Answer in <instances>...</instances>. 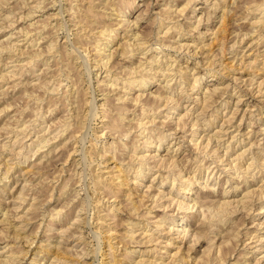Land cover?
Masks as SVG:
<instances>
[{"label":"rangeland","instance_id":"374dc122","mask_svg":"<svg viewBox=\"0 0 264 264\" xmlns=\"http://www.w3.org/2000/svg\"><path fill=\"white\" fill-rule=\"evenodd\" d=\"M0 1V261L264 264V0Z\"/></svg>","mask_w":264,"mask_h":264},{"label":"bare ground","instance_id":"6f19581e","mask_svg":"<svg viewBox=\"0 0 264 264\" xmlns=\"http://www.w3.org/2000/svg\"><path fill=\"white\" fill-rule=\"evenodd\" d=\"M189 1H190V0H189ZM0 2H2V1H0ZM3 2H4V1H3ZM82 2H83V1H82ZM104 2H105V1H104ZM212 5L215 6V7H217V6L220 5V4L217 3V2H214ZM215 7H214V8H215ZM219 7H220V6H219ZM221 7H222V6H221ZM1 8H2V7H1ZM44 8H45V7H44ZM48 8H49V7H48ZM212 8H213V7H212ZM214 8H213V9H214ZM106 9H107V8H106ZM169 10H170V9H169ZM75 11H76V10H75ZM213 14H214V13H213ZM91 16H92V15H91ZM34 17H35V16H34ZM26 18H27V17H26ZM36 22H37V21H36ZM197 22H198V21H197ZM18 23H19V22H18ZM33 24H35V23H33ZM37 24H38V23H37ZM134 24H135V23H133V25H134ZM200 24H201V22H200ZM13 26H14V25H13ZM31 26H32V25H31ZM35 26H36V25H35ZM27 27H28V26H27ZM32 27H33V26H32ZM131 27H132V25H131ZM193 28H194V27H193ZM86 30H88V29H86ZM112 31H113V30H112ZM167 32H168V31H167ZM23 33H24V32H23ZM103 33H104V32H103ZM105 33H106V32H105ZM109 33H111V32H109ZM27 34H28V33H27ZM97 34H98V33H97ZM14 35H15V34H14ZM110 35H111V34H110ZM156 35H157V34H156ZM101 36H102V35H101ZM132 36H133V37H131V38H134V39L136 40V38H135V37H136L135 34L132 35ZM106 37H107V35H106ZM110 37H112V36H110ZM110 37H109V38H110ZM157 37H158V36H157ZM100 38H101V37H100ZM108 40H109V39H108ZM136 41H138V39H137ZM136 41H135V42H136ZM133 42H134V41H132V43H133ZM138 42H139V41H138ZM221 42H223V41L221 40ZM140 43H141V42H140ZM99 44H100V43H98V45H99ZM134 44H135V43H134ZM136 44H139V43L136 42ZM144 44H145V43H144ZM99 46H101V45H99ZM129 46H130V45H129ZM133 46H134V45H133ZM140 46H141L140 44H139L138 46L135 45L136 48L134 47L133 49H136V51H137V50H138V51H142V50H144V49H142ZM142 46H144V45H142ZM182 46H183V45H182ZM220 46H221V45H220ZM51 47H52V45H51ZM139 47H140L142 50H140ZM145 47H146V45H145ZM221 47H222V46H221ZM221 47H220V48H221ZM128 48H130V47H128ZM220 48H219V49H220ZM223 48H224V47H223ZM131 49H132V47H131ZM133 49H132V50H133ZM10 50H11V49H10ZM132 50L129 51V52H131V53L133 54ZM180 50H181V49H180ZM223 50H224V49H223ZM16 51H17V50H16ZM26 51H27V50H26ZM22 52H23V51H22ZM129 52H128V53H129ZM136 53H137V52H136ZM14 54H15V53H14ZM139 54H140V53H139ZM128 55H129V54H128ZM144 55H145V54H144ZM130 56H134V55H131V54H130ZM37 57H38V56H37ZM125 57H127V56H125ZM125 57H124V58H125ZM142 57H143V55H142ZM144 57H145V56H144ZM133 58H134V57H133ZM126 59H127V58H126ZM128 59H129V58H128ZM130 59H132V58H130ZM139 59L141 60V58H139ZM138 61H139V60H138ZM143 61H144V60H143ZM146 61H147V60H146ZM150 61L152 62V58H151ZM150 61H147V62H150ZM105 62H106V61H105ZM108 62H109V61H108ZM108 62H107V63H108ZM128 62H129V61H128ZM131 62H132V60H131ZM151 62H150V63H151ZM29 63H30V62H29ZM132 63H133V62H132ZM139 63H144V62L141 61V62H139ZM146 64H147V63H146ZM138 65H139V64H138ZM138 65H136V66H138ZM22 66H23V65H22ZM140 66H141V65H140ZM131 67H132V66H131ZM123 68H124V67H123ZM125 68H126V67H125ZM127 68H128V67H127ZM137 68H139V67H137ZM140 68H141V67H140ZM142 68H143V67H142ZM134 69H135V68H134ZM134 69L132 68L133 71H134ZM143 69H144V68H143ZM146 69H147V68H146ZM146 69H145V70H146ZM152 69H153V68H152ZM155 69H156V68H155ZM167 69H168V68H167ZM129 70H130V69H129ZM139 70H140V69H139ZM139 70H138V69L136 70L137 75H138V71H139ZM141 70H142V69H141ZM126 71H127V70H126ZM130 71H131V70H130ZM133 71H131V72L129 73L130 76L128 75L127 77H133L132 75L136 74V73L133 72ZM165 71H166V70H165ZM168 71H169V70H168ZM140 72H141V71H140ZM145 72H146V71H145ZM150 72H151V70H150ZM141 73H142V72H141ZM141 73H140V74H141ZM153 73H155V72H153ZM165 75H166V74H165ZM135 76H136V75H135ZM141 76H142V75H141ZM14 77H15V76H14ZM105 77H106V76H105ZM124 77H125V76H124ZM139 77H140V76H139ZM155 77H156V76H155ZM166 77H167V76H166ZM108 78H109V77H108ZM125 78H126V77H125ZM136 78H137V77H136ZM109 79H110V78H109ZM140 79H142V78H140ZM121 80H122V78H121ZM237 80H238V79H237ZM141 81H142V80H140V82H139L138 79H137V80L135 79V77L132 78V79H128V80H127V78H126L125 82H122V83H120L119 79H113L112 82L115 83V84L112 83V84H111V87H112V88L115 87V89L117 90V86L122 85V87L119 88L118 91H119V92H123V89H124V88L132 89V88H134V86H136V87L138 88L139 86H141V85L143 84ZM194 81H195V83H196L198 80L195 79ZM109 84H110V83H109ZM140 84H141V85H140ZM142 86H143V85H142ZM142 86H141V87H142ZM194 86H195V84H194ZM259 86H260V84H259ZM164 87H165V86H164ZM166 87H167V86H166ZM260 87H261V86H260ZM140 89H141V88H140ZM167 89H168V88H167ZM257 90H258V89H257ZM211 91H212V90H211ZM216 91H217V90H216ZM166 92H167V91H166ZM207 92H208V91H206V93H207ZM263 93H264V92H263ZM123 94H124V93H123ZM123 94H122V95H123ZM221 94H222V93H221ZM116 97H117V96H116ZM137 97H138V96H137ZM167 97H168V96H167ZM118 98H119L118 100H120V97H118ZM159 98H161V97H159ZM169 98H170V97H169ZM169 98H168V99H169ZM206 98H207V97H206ZM125 99H127V98H125ZM104 101H105V100H104ZM124 101H125V100H124ZM169 101H171V100L169 99ZM120 102H121V100H120ZM136 102H137V101H136ZM172 103H173V101H172ZM175 103H176V102H175ZM177 105H178V103H177ZM118 108H119V107H118ZM121 109H122V108H121ZM142 109H143V108H142ZM142 109H141V110H142ZM237 109H238V108H237ZM237 109H236V110H237ZM123 110H124V109H123ZM141 110H140V111H141ZM245 110H246V109H245ZM142 111H144V109H143ZM236 112H237V111H236ZM141 115H142V114H141ZM143 115H144V113H143ZM232 115L234 116V115H235V112H233ZM154 116H155V115H154ZM117 119H118V118H117ZM151 119H152V118H151ZM226 119H227V118H226ZM115 121H116V120H115ZM115 121H114V122H115ZM208 121H209V120H208ZM117 122H118V121H117ZM146 123H147V122H146ZM149 123H150V124L153 123V120H151L150 122H148V124H149ZM114 125H115V124H114ZM139 126L142 127L141 130H139V135L141 136V135L144 134L145 130L147 131V129H143L144 126H145V123H144V124H143V123H138V127H139ZM193 127H194V126H193ZM176 128H177V127H176ZM67 130H68V129H67ZM140 131H141V132H140ZM171 132H172V131H171ZM150 133H151V132H150ZM56 134H57V133H56ZM111 134H112V133H111ZM139 135H137V136H139ZM125 136H126V134H125ZM140 136H139V137H140ZM126 137H127V136H126ZM142 137H145V136H142ZM124 138H125V137H124ZM144 139H145V138H144ZM145 140H146V139H145ZM147 140H148V139H147ZM147 140H146V141H147ZM149 140H150V139H149ZM136 141H137V140H136ZM146 141H144V142H146ZM117 142H118V141H117ZM42 143H43V142H42ZM46 143H47V142H46ZM48 143H49V142H48ZM148 144H149V143H148ZM196 144H197V143H196ZM206 145H208V144H206ZM206 145H204L205 148H206ZM134 146H135V145H134ZM137 147H138V145H137ZM137 147H136V149H137ZM146 147H147V146H146ZM158 147H159V146H158ZM248 148H249V147H248ZM199 149H200V148H199ZM197 150H198V149H197ZM131 151H132V150H131ZM199 151H200V150H199ZM133 152H136V151H134V147H133ZM132 154H133V153H132ZM141 154H142V153H141ZM17 156H18V155H17ZM130 156H131V155H130ZM133 156H134V155H133ZM239 156H240V155H239ZM136 157H137V156H136ZM136 157H134L133 159H135ZM148 157H149V156H148ZM131 158H132V157H131ZM137 158H139V157H137ZM144 158H145V157H144ZM146 158H147V157H146ZM239 158H240V157H239ZM241 159H242V158H241ZM137 160H138V159H137ZM143 160H144V159H143ZM135 161H136V160H135ZM135 161H132V162H135ZM146 161H147V160H146ZM19 162H20V161H19ZM141 162H142V158H141ZM141 162H140V163H141ZM144 162H145V161H144ZM251 162H252V161H251ZM253 163H254V162H253ZM137 165H138V163H137ZM141 166H142V165H141ZM250 166H251V165H250ZM10 167H11V166H10ZM142 167H143V166H142ZM12 168H13V167H12ZM30 168H31V167H30ZM121 168H122V167H121ZM121 168H120V169H121ZM125 168H126V167H125ZM138 168H139V167H138ZM176 168H177V167H176ZM7 169H8V168H7ZM120 169H119V170H120ZM123 169H124V168H122L121 170H123ZM248 169H249V168H248ZM248 169H247V170H248ZM7 171H8V170H7ZM8 172H9V171H8ZM120 172H121V171H120ZM127 172H129L128 169H127ZM123 173H124V171H123ZM125 173H126V172H125ZM135 174H136V173H135ZM114 178H115V177H114ZM116 180H117V179H116ZM174 180H175V179H174ZM174 180H172V184H173V181H174ZM122 184H123V183H122ZM173 185H174V184H173ZM119 186H120V185H119ZM119 186H118V187H119ZM122 186H123V185H122ZM116 187H117V186H116ZM172 187H173V186H172ZM147 190H148V189H147ZM189 190H191V188H189ZM117 191H118V190H117ZM187 193H188V192H187ZM245 193H246V192H245ZM263 193H264V192H263ZM188 194H189V193H188ZM248 194H249V193H247V196H248ZM129 195H130V194H129ZM129 195H127V196H128V199H129ZM158 195H159V196H158ZM160 195H161V196H160ZM130 196H131V195H130ZM153 196H154V195H153ZM155 196H158L159 199H162V200H163V196H164V194H163L161 191H159L158 194L155 195ZM249 196H251V195H249ZM246 198H247V197H246ZM166 199H167V198H166ZM153 200H154V199H153ZM156 200H157V197H156ZM186 200H187V198H186ZM245 200H246V199H245ZM249 200H250V199H249ZM154 201H155V200H154ZM154 201H153V202H154ZM171 201H172V200H171ZM171 201H170L169 203H171ZM220 201H221V200H220ZM225 201H227V200H225ZM225 201H224V202H225ZM229 201H230V200H229ZM151 202H152V201H151ZM159 202H160V201H159ZM159 202H158V203H159ZM183 202H184V201H183ZM186 202H187V201H186ZM186 202H184V203H177L176 206L178 207L179 210H190V209H193V208H194L195 203H194V205L190 206L189 203L187 204ZM217 202H218V201H217ZM248 202H249V201H248ZM155 203H157V201H156ZM172 203L174 204V201H172ZM226 203H227V202H226ZM226 203H222V204H221V202L219 203V205L221 204V206H219V213H221L220 210H221V211L224 210V206H225V207H228V206H229V204L226 205ZM228 203H229V202H228ZM231 203H232V202H231ZM131 204H132V203H131ZM196 204H197V203H196ZM216 204H217V203H216ZM152 206H154L153 203H152ZM163 206H164V205H163ZM163 206H162V204H161V206H160V204H159L158 207H163ZM214 206H215V205H214ZM155 207H157V206H154L153 208H155ZM216 207H217V206H216ZM237 208H238V207H237ZM237 208H236V209H237ZM162 209H163V208H162ZM226 210H227V209H226ZM234 210H235V208H234ZM215 211H216V210H215ZM224 211H225V210H224ZM224 211H223V212H224ZM235 211L237 212V210H235ZM238 211H239V210H238ZM217 212H218V208H217ZM225 212H226V211H225ZM227 212H228V210H227ZM227 212H226V213H227ZM213 213H214V212H213ZM230 213L232 214V211H231ZM233 213H235V212L233 211ZM238 213H239V212H238ZM246 213H247V212H246ZM221 214H222V213H221ZM148 215H149V214H148ZM226 215H227V214H226ZM145 216H146V215H145ZM219 216H220V215H219ZM224 216H225V215H224ZM146 217H147V216H146ZM222 217H223V215H222ZM227 218H228V217H227ZM223 219H224V218H223ZM219 220H220V219H219ZM6 221H8V220H6ZM227 221H228V220H227ZM227 221H225V222H227ZM161 222H162V221H161ZM219 222H220V221H219ZM222 222H223V221H222ZM217 223H218V222H217ZM223 223H224V222H223ZM160 224H161V223H160ZM160 224H159V225H156V226H157L158 228H159V227L161 228L162 224H161V225H160ZM221 224H222V223H221ZM221 224H217V226H218V225H221ZM139 225H140V224H139ZM226 225H227V224H226ZM163 226H164V225H163ZM224 226H225V224H224ZM157 227H156V228H157ZM156 228H155V229H156ZM218 228H219V226H218ZM220 228H221V227H220ZM223 228H225V227H223ZM223 228H222V229H223ZM216 230H217V228H216ZM216 230H215V231H216ZM219 231H221V230L218 229V232H219ZM131 232H132V231H131ZM216 232H217V231H216ZM221 232H223V231H221ZM221 232H219V233H221ZM14 233H15V232H14ZM222 234H223V233H222ZM130 235H131V234H130ZM144 235H145V233H144ZM129 237H130V236H129ZM151 237H152V236H151ZM17 238H18V237H17ZM17 238H16V239H17ZM149 238H150V237H149ZM149 238H148V239H149ZM60 240H61V239H60ZM60 240H59V241H60ZM62 240H63V239H62ZM150 240H151V239H150ZM257 240H258V239H257ZM62 242H64V241H62ZM257 242L259 243V245H261V244L264 242V239H259ZM212 243H213V242H212ZM49 245H50V244H49ZM47 246H48V245H47ZM7 247H8V246H7ZM58 248H59V247H58ZM257 250L260 251V249H257V248H256V251H257ZM9 253H10V252H9ZM11 254H12V253H11ZM13 256H14V255H11V256L6 257L7 259H6V260L4 259L3 261H0V264H11V263L13 264V262L15 261L14 259H16V257L14 258ZM18 257H19V256H18ZM54 257H55V256H54ZM13 258H14V259H13ZM229 258H231V257H229ZM57 259H58V258H57ZM261 259H264V255L261 256ZM13 260H14V261H13ZM52 260H53V259H52ZM59 260H60V259H59ZM54 264H55V262H54ZM62 264H63V262H62ZM221 264H222V263H221ZM223 264H224V263H223ZM255 264H260V262L257 260Z\"/></svg>","mask_w":264,"mask_h":264}]
</instances>
